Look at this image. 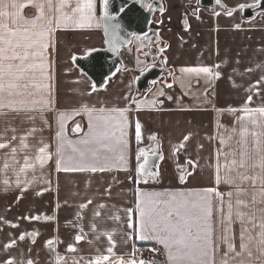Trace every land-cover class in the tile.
I'll list each match as a JSON object with an SVG mask.
<instances>
[{
	"label": "crops",
	"instance_id": "1",
	"mask_svg": "<svg viewBox=\"0 0 264 264\" xmlns=\"http://www.w3.org/2000/svg\"><path fill=\"white\" fill-rule=\"evenodd\" d=\"M260 1L220 0L222 6L211 12L200 7L198 0H162L163 10L155 14L152 27L159 32L161 55L170 75L152 82L139 96L135 78L146 67L139 57L142 47L120 50L125 65L102 89L96 88L73 61L75 56L106 47L102 0H94L91 27L87 21L83 27L71 20L57 23L62 15L78 18V4L86 16V0H51V8L45 3L43 24L49 26L51 19L52 31L41 38L48 47L39 48L42 56L35 58L42 68L35 70V81L24 96L11 98L25 101L16 105L22 110L0 109V143L7 145L0 149V264L9 258L16 264L29 259L34 264H94L100 256H109L105 264H117L121 259H142L147 264L136 242L157 248L163 255L165 252L154 240L139 238L140 208L149 194L159 201L175 197L195 202L207 197L212 206L213 237L219 245L214 253L216 264L224 260L235 264L233 254L225 256L227 243L220 238L230 236L239 251L242 227L249 230L253 237L250 248L254 257L258 255V225L264 222L259 209L264 208V195L259 179L253 186V179L242 182L239 174L264 176V171L251 166L259 159L257 139L264 154V115L244 111L264 108V10L247 19L240 5ZM23 15L31 19L38 12L25 8ZM204 67L211 73L182 71ZM85 105L105 109L104 114L116 117L117 122L122 120L123 111L127 127L123 137L116 133L105 171H63L57 136L59 116L70 117L65 125L63 156L66 164H74L69 161L74 154L68 142L75 145L88 135L87 115H75ZM137 123L141 126L139 141ZM76 124L81 132L73 131ZM154 146L162 156L159 172L143 180L137 173L142 162L139 151ZM42 147L46 153L39 151ZM244 152L248 153L249 166L238 169L231 161H239ZM39 157H44L43 163ZM226 177L234 183H226ZM238 191L248 208L237 205ZM217 193L222 194L223 202ZM229 201L233 205L230 232ZM249 209L255 210V217L250 222L249 213L242 223L236 213H248ZM117 216L119 220L114 219ZM21 235L24 240L19 239ZM78 235L82 236L79 242L75 239ZM12 240L16 246L6 248ZM70 246L76 250L69 251ZM109 247L112 253H108Z\"/></svg>",
	"mask_w": 264,
	"mask_h": 264
},
{
	"label": "snow or ice",
	"instance_id": "2",
	"mask_svg": "<svg viewBox=\"0 0 264 264\" xmlns=\"http://www.w3.org/2000/svg\"><path fill=\"white\" fill-rule=\"evenodd\" d=\"M220 0H217L219 3ZM45 3L51 8V0H0V109L10 108L13 111H20L22 108H18L16 105L21 106L25 104L24 100L11 99L13 97H22L25 95L30 85L35 81L34 72L37 68H42V65L35 63V58L42 56L38 51L39 48L46 49L47 44L41 43V38L49 34L52 31L50 25L52 20L49 19L47 24L44 26V11ZM104 4V20L111 22L116 17L111 16L108 13L109 0H103ZM151 9V5H147ZM249 7H259V4L250 5ZM25 8L36 9L38 15L34 18H27L23 15ZM83 8L87 9V15L85 16L82 12L81 6L78 4L75 11L81 12V15L73 20L71 16L62 15L57 23L60 21H69L79 24L80 27L84 26L87 21L88 27L92 26V21L95 20V3L94 0H86L83 4ZM245 5H240V10H244ZM229 15L232 13L229 12ZM3 18H7L6 20ZM97 26L99 24L97 23ZM109 28H111L112 35L119 38L120 24L106 23L105 34H108ZM39 29V30H37ZM112 42L110 41V44ZM110 50H115L113 45ZM182 71L188 73H211L209 68H187ZM219 74L217 73V76ZM259 81L257 82V87ZM171 87V85H169ZM251 91V89H249ZM163 95V92L160 93ZM170 98V97H169ZM251 103V96L248 100ZM245 112H257L264 115V108L257 109H244ZM105 109L99 110L95 108H89L85 105L81 110L77 111L75 115L85 114L88 117L89 132L88 135L80 139L77 144L73 145L68 142L71 146L72 157H69V161H74V164L65 163L63 156V150L65 145V125L67 120L70 118L67 114H61L59 116V131L57 136L59 138V152L61 153L59 160L60 164L63 165V171H105L106 164L110 157L108 153L114 151L113 141L116 139V133L119 132L120 136L123 137L124 129L127 127V120L124 117L123 111H120V117L122 120L117 122L116 117L111 115H105ZM141 126L139 123L135 126V134L137 141L141 138ZM75 132H81V126L76 124ZM247 132V129H245ZM255 135V133H254ZM15 139V137H13ZM155 139V137H152ZM187 139V137H186ZM126 143V141H124ZM7 147L5 143H0V149ZM255 149L257 156L259 157L251 166L259 168L264 171V154L260 151V141H255ZM16 149L13 148L12 152L15 153ZM41 153H46V147H42L39 150ZM143 155V152L141 153ZM50 159V155L48 156ZM121 159L124 157L121 156ZM40 162L43 163L44 157H39ZM248 153L244 152L241 154V159L237 161L235 158L232 159L231 164L236 166L238 169H244L249 166L248 164ZM147 160H145V164ZM28 166L27 164L25 165ZM141 172L144 171V165H140ZM239 179L247 181L253 179V186H255V180L259 179L261 184V194L264 195V176H258L255 178L248 177L243 174H239ZM183 180V177H181ZM219 181V175L217 176ZM225 182L232 184L234 180L226 177ZM208 192H212V189H208ZM218 196L222 194L217 193ZM229 197L232 193H228ZM237 205H242L248 208L247 203L244 200L239 199V191L237 193ZM264 202V201H262ZM91 203V201H89ZM253 203H256L253 198ZM86 207V205H82ZM232 208L231 201L228 202V232L231 231L230 224L232 221ZM260 212L264 213V208L259 209ZM249 220L255 217V210L249 209L248 213L237 211L236 216L243 223L245 215L249 214ZM96 216L100 213L96 212ZM141 217V240H154L157 244L162 245L165 252L167 264H216L215 261V248L218 247V243L214 241L213 227L211 224L212 218V206L211 202L207 197L203 198L202 201H189V200H177L172 197L171 200L159 201L152 199L151 194L144 207L140 208ZM39 219V217H36ZM119 220V217H114ZM221 223L223 221L221 220ZM10 227H17L18 225L9 224ZM257 225L253 224V227ZM261 229L259 233V240L257 246V253L254 257L253 252L250 248V244L253 241V237L250 235L247 228L241 229L240 233V245L239 251L236 250V245L232 242L230 236L221 237L220 239L227 243V252L233 254L232 259L235 264H254V261H260V264H264V222L258 225ZM131 227V224L129 225ZM246 233H249L246 235ZM20 240H24L23 235L20 236ZM76 241L79 242L82 236H77ZM108 239L111 240L112 236L108 235ZM35 241L33 240V243ZM52 245V241L48 242ZM16 246L15 240H12L7 244L6 248H13ZM74 247H69V251H75ZM108 253L113 252V248L107 249ZM109 259V256L97 257L94 264H105ZM4 264H16V261L12 258L7 259ZM20 264H34L29 259L26 262L21 261ZM117 264H146L144 260H131L125 262L122 259L117 261ZM147 264H152L148 261ZM221 264H228L226 260L222 261Z\"/></svg>",
	"mask_w": 264,
	"mask_h": 264
},
{
	"label": "water",
	"instance_id": "3",
	"mask_svg": "<svg viewBox=\"0 0 264 264\" xmlns=\"http://www.w3.org/2000/svg\"><path fill=\"white\" fill-rule=\"evenodd\" d=\"M198 4L211 12L217 6H222V3H217V0H198ZM258 4L259 7L256 8L245 7L242 10L243 16L249 19L264 10V0H261ZM147 5H151V9ZM162 10V0H109L108 13L116 19L106 22L102 0V22L106 47L91 50L86 55L75 56L73 59L75 65L93 81L96 88L102 89L119 68L125 65L120 50H130L133 46L138 45L142 47V52L144 49L149 51L143 54L139 52V57L144 60L146 67L136 75L135 86L138 96L147 92L151 88L152 82L165 75H170L163 58L158 64L152 63V55L158 54L159 49H161L160 44H162L158 30L153 28L152 25L155 14ZM106 23L120 24L119 38L112 35L111 28H109L108 34H105ZM113 45L115 50H110ZM157 46H159V49ZM142 152L143 155H141ZM139 156L142 158L137 170L140 177L143 180L155 177L159 172V164L162 159L158 146L151 149H141ZM145 160H147L146 164ZM140 165H144L143 172L139 170ZM182 177H184V174H182Z\"/></svg>",
	"mask_w": 264,
	"mask_h": 264
},
{
	"label": "built area",
	"instance_id": "4",
	"mask_svg": "<svg viewBox=\"0 0 264 264\" xmlns=\"http://www.w3.org/2000/svg\"><path fill=\"white\" fill-rule=\"evenodd\" d=\"M139 254L147 259V261H151L152 264H164L165 257L163 253L154 247H142L139 250Z\"/></svg>",
	"mask_w": 264,
	"mask_h": 264
},
{
	"label": "flooded vegetation",
	"instance_id": "5",
	"mask_svg": "<svg viewBox=\"0 0 264 264\" xmlns=\"http://www.w3.org/2000/svg\"><path fill=\"white\" fill-rule=\"evenodd\" d=\"M158 49H159V46H157ZM149 50L148 49H144V51H140V54H143V53H147ZM162 55H161V49H159L158 51V54L157 55H152V63H155V64H158L159 61L162 59Z\"/></svg>",
	"mask_w": 264,
	"mask_h": 264
},
{
	"label": "trees",
	"instance_id": "6",
	"mask_svg": "<svg viewBox=\"0 0 264 264\" xmlns=\"http://www.w3.org/2000/svg\"><path fill=\"white\" fill-rule=\"evenodd\" d=\"M161 46V45H160ZM162 47V46H161ZM163 48V47H162ZM136 247H137V251H139L141 248H142V246H140L137 242H136Z\"/></svg>",
	"mask_w": 264,
	"mask_h": 264
}]
</instances>
